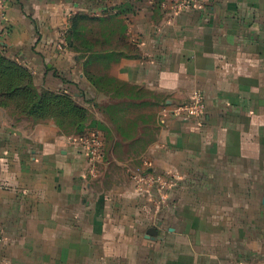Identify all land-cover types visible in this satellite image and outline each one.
Listing matches in <instances>:
<instances>
[{
  "label": "crops",
  "instance_id": "0c3cea01",
  "mask_svg": "<svg viewBox=\"0 0 264 264\" xmlns=\"http://www.w3.org/2000/svg\"><path fill=\"white\" fill-rule=\"evenodd\" d=\"M122 3L80 59L64 38L72 17ZM201 3L171 14L150 0H6L7 55L89 109L107 157L90 179L73 126L0 104V264H264V0ZM195 90L202 124L166 112ZM144 164L176 178L164 208L130 177Z\"/></svg>",
  "mask_w": 264,
  "mask_h": 264
},
{
  "label": "trees",
  "instance_id": "16d2710c",
  "mask_svg": "<svg viewBox=\"0 0 264 264\" xmlns=\"http://www.w3.org/2000/svg\"><path fill=\"white\" fill-rule=\"evenodd\" d=\"M151 1V0H150ZM163 0H152V5L162 8ZM128 3L115 4L107 7L99 15L79 12L71 19V26L65 32L64 38L69 47L75 51L76 44L85 46V50H91L89 30L92 26L98 30L104 18L119 15L128 11ZM132 8V7H131ZM87 21H96L97 24L88 26ZM99 25V26H98ZM99 31V30H98ZM81 38V40L79 39ZM85 55H80L83 58ZM100 89H110L115 93L128 88L127 85L118 84L115 80H105L98 75L87 73ZM103 82V83H101ZM105 83V84H104ZM107 84V85H106ZM0 104L11 107L18 116H27L35 120L43 118H56L63 126H73L76 131L74 137H83L93 128H99L105 137V150L107 149V134L104 127L95 122L86 127V121L90 117L87 107L78 103L72 95L66 92H58L48 88H40L35 83V75L26 65L8 56L4 47L0 44ZM107 157V151H106Z\"/></svg>",
  "mask_w": 264,
  "mask_h": 264
},
{
  "label": "built area",
  "instance_id": "2783aa9c",
  "mask_svg": "<svg viewBox=\"0 0 264 264\" xmlns=\"http://www.w3.org/2000/svg\"><path fill=\"white\" fill-rule=\"evenodd\" d=\"M6 0H3V10L0 16V37L6 32L7 21ZM151 3L152 0L150 1ZM201 0H163V10L171 14H179L185 10L202 7ZM102 11L93 12L99 15ZM167 113L182 120L197 119L200 124L207 116V104L204 93L195 90L191 100L185 103L173 104L165 107ZM88 160L87 175L90 179H97L106 159L105 137L99 128H93L89 134L83 137L71 138ZM147 164L142 167H131L129 174L140 193L147 194L157 208H164L168 204V189L176 182L172 174L151 171Z\"/></svg>",
  "mask_w": 264,
  "mask_h": 264
},
{
  "label": "rangeland",
  "instance_id": "374dc122",
  "mask_svg": "<svg viewBox=\"0 0 264 264\" xmlns=\"http://www.w3.org/2000/svg\"><path fill=\"white\" fill-rule=\"evenodd\" d=\"M87 24H88V26H90L92 23L93 24H97L96 23V21H87L86 22ZM99 26V25H98ZM80 40H81V38H79ZM65 43L67 44V42H66V40H65ZM68 45V44H67ZM76 47H77V49H79V51H77L78 52V55L80 56V55H86L85 53H86V51H84L85 50V46H83L82 44H76ZM11 57V56H10ZM13 58V57H12ZM13 59H15V58H13ZM17 60V59H16ZM18 61V60H17ZM125 91L126 92H128V93H132L133 92V90H132V87H128V88H126L125 89Z\"/></svg>",
  "mask_w": 264,
  "mask_h": 264
},
{
  "label": "water",
  "instance_id": "95a60500",
  "mask_svg": "<svg viewBox=\"0 0 264 264\" xmlns=\"http://www.w3.org/2000/svg\"><path fill=\"white\" fill-rule=\"evenodd\" d=\"M147 234L149 237H154L158 234V230L156 228H150Z\"/></svg>",
  "mask_w": 264,
  "mask_h": 264
}]
</instances>
